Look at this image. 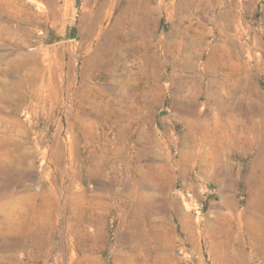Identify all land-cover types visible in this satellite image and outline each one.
Wrapping results in <instances>:
<instances>
[{
  "label": "rangeland",
  "instance_id": "rangeland-1",
  "mask_svg": "<svg viewBox=\"0 0 264 264\" xmlns=\"http://www.w3.org/2000/svg\"><path fill=\"white\" fill-rule=\"evenodd\" d=\"M96 1L22 0L29 11L32 9L31 13L21 12L18 21L8 17L0 20V25L7 28H19V37L21 35L26 40L24 44H18L10 38L11 35L7 30H3L4 33L0 30V54H6L0 57V77L6 83L20 81L22 84L24 78L31 75L30 69L40 68L43 62L46 66L54 65L51 60L48 63V60L51 59V51L59 46L66 48L67 52L63 55L65 63L73 55L79 65L83 53L82 37L76 29L77 23L80 16L90 11ZM57 3L65 9V31H52L46 36L44 35L46 28L47 30L51 28L48 22L45 25L42 22L45 21V15L49 14ZM163 3L171 8L175 6L177 0H163ZM115 5L110 10L111 20L116 13ZM215 7L209 13L204 10L196 15L193 11L185 12L187 22H184V25L192 26V28L188 27V34H194L192 29L202 22L211 30L207 33L206 39L214 40L216 31L210 18H212L211 14H216L220 10ZM262 7L264 0H257L252 13L241 12L238 8V32L243 43L241 61L249 59L246 65L248 70L240 72L241 81L238 86L241 90L235 96L227 97L230 99L229 113L223 115L225 123L233 125L240 132V140L247 144V150L245 152L241 150L240 140H232L233 144L227 145L228 148L225 144L222 145L219 148L225 147L226 152L228 150L230 153L223 151L216 158L217 166L214 168L206 163L207 174L202 173L196 163L185 157L180 158L181 152L188 148L186 145L188 140L179 142L184 136H188V132L172 121L181 113L171 106V98L174 95L171 90L174 91V87L168 75L185 74L187 71L184 69L182 71L176 68V70L166 65L165 75L159 81L163 92L153 111L152 123L155 136L160 141L158 146L145 145L140 137L135 140L138 131L136 126L130 125L129 121L125 124L123 121L121 124L116 122L120 115L117 116V113L105 108L109 96L114 94L113 89H106V85H117L125 78L124 74L105 75L100 82L92 81V85L101 84L100 88L106 91V94L103 92L102 95L95 96L96 94L89 93L94 99L88 108H83L85 111L81 112L83 117L79 122L74 121V106L65 92L63 96L61 95L65 108L54 107L48 113L47 104L36 103L34 98L31 100L28 97L29 89L25 84L22 91L19 89L17 94L10 92V96H14L18 101L19 109L15 115L9 109L12 103L2 102V105L8 108L0 111V132L8 133V136L3 140L4 152L0 155L2 160L0 166L13 167L10 175L14 178L17 195L35 194L22 199L21 203L25 207L23 209L27 212L20 222L18 219L19 227L17 226L12 236L24 238L28 233L29 222L39 227L40 235L48 234V230L54 226L51 236L52 246L61 248L65 238V242L70 247H74L77 254L80 251L85 255L98 253L101 256L98 264H141L142 262L143 264H264L262 249L264 246V168L262 167L264 166V35L262 39L260 38L263 44H254L255 34H259V30H264ZM34 14L40 15V23L32 20ZM169 18V13L162 11L158 20V31L166 35L171 30ZM229 33L233 34V31ZM44 48H48V52L50 48L48 58L41 61L38 67L30 65L28 70V67H20L19 75L13 73L14 68L10 67L12 64L5 63V60L16 51L33 52L37 55L42 53L40 56L43 57ZM130 48L133 50L132 47ZM193 48L194 44L190 42L182 49L181 54L187 56L193 52ZM209 51V47H206L202 56L198 60L194 59L195 66L199 70ZM137 52L139 53L140 50ZM141 62L140 53L138 56L130 55L122 65L124 72L137 70L136 67ZM6 67H9V71L5 69ZM66 68L64 64L63 69ZM251 72L253 74L250 77ZM246 76L250 78L246 79ZM204 84L203 80L202 85ZM133 89L136 92L135 99L131 97L123 105V111L126 110V104L129 102L130 105H138V94L147 87L142 79H138L134 81ZM185 89L183 92L186 93L185 95L194 93L192 87ZM83 92L86 93V89ZM198 99L202 102L200 105L202 110L212 115L210 103L206 102L203 96H199ZM29 102L35 105L34 109L27 106ZM94 102H97L96 106L93 105ZM121 115L128 120L131 118L124 112ZM86 120L89 123L85 122ZM6 126L9 128L5 129ZM147 126L144 125V128L149 131ZM250 129L252 131L248 132ZM210 144L211 142L207 143L205 147ZM167 151H170L174 158L179 157V163L186 168H178L175 164L174 166L173 163L165 161L162 153L164 155ZM252 156L255 157L254 163L251 162ZM138 164L144 167L156 164L174 166L173 171L159 176L163 178L162 187L157 188L149 183L139 187L138 194H144L147 200L157 198L155 206L148 211L147 205L137 200L135 195L133 197L132 193L134 179L138 176L134 166ZM201 167H205L204 163ZM251 170L256 172L255 177L248 176ZM143 172L145 173L142 174L143 179L150 181L147 172ZM49 190H53L59 197L55 216L48 201L40 203L42 194ZM82 191H86L87 195H95L93 202L100 201L103 204L79 201L83 214L88 216L91 224L81 223L83 234L78 237L66 226L69 220L66 204L69 198L71 200L74 198L73 194ZM9 196V193H1L0 202L8 199ZM76 203L74 199L73 204ZM90 204L93 207H89ZM2 218L3 215L0 213V222ZM149 231L158 233L160 244L158 249L154 246L155 240L147 237ZM133 232L136 234L140 232L141 237L134 239ZM89 234L94 237L91 238ZM213 242L218 244L215 252L211 248ZM79 243L83 245L80 247ZM33 244L34 241L25 249H19L14 253L5 252L0 248V264H32L27 253L33 252ZM139 244L147 248L145 253L143 252L145 256ZM223 247L227 249L224 253H222ZM12 253L16 255L15 259L11 257ZM57 253L60 254L59 251L49 253L44 264H67L66 258L63 260L61 254L60 257L54 255ZM77 254L73 257L74 262L78 259ZM233 258L240 262L231 260ZM37 264H42V261H38Z\"/></svg>",
  "mask_w": 264,
  "mask_h": 264
},
{
  "label": "bare ground",
  "instance_id": "bare-ground-1",
  "mask_svg": "<svg viewBox=\"0 0 264 264\" xmlns=\"http://www.w3.org/2000/svg\"><path fill=\"white\" fill-rule=\"evenodd\" d=\"M256 3L257 0H177L175 6L169 8L167 5H164L165 3H163V0H97L92 5L90 11L80 16L77 23L76 29L78 30V34L82 37L81 51L83 53V58L79 65H77L76 59L72 57L73 55L69 57L66 63L64 62L63 55L67 52L64 46H59V48L51 51V59L48 60V63H50L49 61L51 60L54 65H43L45 64L43 61L50 52V48L49 52L48 48H44V52L42 50L43 57L40 56L42 53L37 55L33 52L16 51L9 56L8 60H5L7 65L12 64L10 67L14 68L13 73L17 75L20 74V67H28V70L30 65H37L38 67L41 61L43 64L40 68H35L34 70L30 69L31 75L26 76L22 84L20 81L6 83L5 80L0 77V111L8 108L2 105V102L8 101L12 103L9 106L10 112L17 115L19 104L14 96H10V92L17 94L19 89L22 91L23 85L25 84L26 88L29 89L27 95L31 100L34 98L36 103L44 102V104L48 105L47 113L51 112L54 107L65 108L61 97L65 92L68 99L71 98L74 106V121L79 122L83 117L81 112H83L85 108H88L94 99V96L89 95V93L96 94L95 96L102 95L103 92L106 94V91L101 90V84L100 86L96 84L92 85V81L100 82L105 78V75L111 76L120 73L125 75L123 80L119 81L115 86L106 85V89H113L114 94L109 96L105 108L110 112L117 113V116L120 115L115 120L116 122L118 121L121 124L123 121L125 124L129 121L130 125L136 126L138 131L135 140H138L140 137L142 138L140 140L143 144L158 146L160 145V141L155 136L152 123L154 119L153 111L159 103L161 93L163 92V88L160 86L159 81L161 77L165 75L166 65L175 69L180 68L182 71L184 69L187 71L185 74L181 73L180 75L174 72L175 74L170 73L168 75L174 87V91L171 90L172 94L174 93L171 98V106L175 110H180L181 113L180 115L174 114L176 116L174 118L172 117V121L175 125H181L182 129L188 132V136H184L179 142L183 143V141L188 140L186 144L188 148L181 152L180 158L185 157L194 164L196 163L199 170L207 174L208 167L206 163L209 164L211 168L216 167V158L219 157L223 151L226 152L228 148L227 145L233 144L232 140L237 141L241 139L240 132L237 131L233 125L226 124L223 115L229 113L228 107L230 105V99L227 97L235 96L239 93V90H241L238 86V83L241 81L240 72L242 73V71L245 72V70H248L246 65L249 59L244 62L241 61L243 43L240 40L238 32V8H240L241 12L252 13ZM24 5L22 0H0V20L8 17L18 21L21 12L28 13L32 10L30 9L29 11L27 9L28 7L26 8ZM114 5L116 6V13L113 20H111L109 19L110 10ZM214 6L220 9L218 13L211 14L212 18H210L214 23V30L216 31L214 32L216 34L214 40L208 41L206 39L207 33L211 30L205 27L202 22H199V24L192 29L194 34H188L189 32L187 29L191 25H184V22H187L184 13L193 11V14L196 15L200 14L203 10L209 13L212 12ZM162 11L169 13L171 30L168 35L158 31V20ZM262 14L264 20V7H262ZM39 17L40 15L34 14L32 20L40 23ZM65 17L64 6L58 3L55 4L49 14L45 15V21L43 20L42 22L44 25L48 22L51 28L48 30L46 28L44 35L48 36L52 31L64 32L66 27ZM0 30L3 33V30H7L8 34L11 35L10 38L18 44H24L26 41L21 35L19 37L20 31L17 27L7 28L4 25H0ZM229 31H233V34L229 33ZM263 35L264 30H259V34H255L254 44H263V41L260 40ZM190 42L194 44L193 52L187 56L181 54L182 49ZM61 44L62 42L60 45ZM130 47H132L133 50H131ZM206 47H209L210 51L206 55L205 60L202 62V67L199 70L197 66H195L196 60L194 59L198 60L203 54V49ZM138 50H140L139 53L142 57V62L136 67L137 70L135 69L133 70L135 72L132 71L130 73L124 72L122 65H124L130 55L138 56ZM175 54L178 56L176 57ZM5 55L6 54H0V57ZM64 64L67 67L65 70L63 69ZM5 69L9 71V67ZM249 74L251 77L253 72ZM250 77L246 76V79ZM138 79H142L147 89L138 94V105H130L129 103L131 102H129L126 104V110L123 111V105H125L131 97L135 99L134 94H136V92L133 89V83ZM203 80L205 83L204 86L202 85ZM186 87H192L194 93L192 95L183 94ZM85 89L86 93L83 92ZM170 89L171 88H169V90ZM199 96H203L204 100L210 103L212 115L202 110V106H200L202 102L198 99ZM116 102L118 103L116 104ZM93 105L96 106L97 102H94ZM27 106L32 109L35 108V105L31 102H29ZM123 112L128 114L131 118L129 120L123 118L121 115ZM85 122L89 123L87 120ZM144 125H148L149 131L145 130ZM8 128L9 127L6 126L5 129ZM249 131H252V129L248 130V132ZM7 136L8 133L0 132V155L4 152L3 140ZM209 142H211L210 146L205 147ZM224 144L227 148H219ZM246 145L245 142L241 141V150L244 152L247 150ZM149 150L148 148V151ZM227 152L230 153L228 150ZM162 156L165 161L173 163V165L175 164L178 168H186V166H181V163H179V157L178 159L176 157L174 158L170 151H167V153L165 152L164 155L162 153ZM260 156L262 155L260 154ZM142 158H144V155ZM138 160L141 161V159ZM1 161L0 159V163ZM239 161L241 160L239 159ZM251 162H255L254 156H252ZM203 163L205 167H201ZM173 165L156 164L144 167L138 164L136 167L134 166L135 171H138V176L134 179V189L132 190L133 197L135 195L137 200L139 199V201L141 200L147 205V211L152 209V206H155L154 203L157 198L147 200L144 194H138L139 187L144 183H149L157 188L162 187L161 183L163 182L161 179L163 178L159 176L173 171L175 166ZM262 167L264 168V166ZM12 170L13 167L11 166H0V194L9 193L10 195L8 199L1 200L0 202V213L3 215L0 222V248L5 252L9 251L14 253L19 249H25L34 241L33 252L29 251L27 253L32 264H37L38 261H42V264H44L47 255L49 253L53 254L56 251H59L63 260L66 258L67 264H98L101 260V256L98 253L95 252L85 255L79 250L80 253L77 254L74 247H70V245L65 242V238L62 241L63 244L61 248L52 246L53 242L51 236L54 226H52L51 230H48V234L40 235L41 230L39 227L29 222L27 226L28 233L24 235V238L20 239L17 236H12L19 227V225H17L18 219L20 222L21 218L27 212L23 209L25 207L23 203H21L22 199L27 196L35 195L33 193L24 194L23 196L16 194L14 178L10 175ZM143 171L147 172L150 181L147 182V179H143L142 174H145ZM218 174L223 175L225 172H218ZM255 175L256 172L253 170L248 172L249 177H255ZM73 195L74 198L72 200L69 198L66 204V209L69 213V220L66 222V226L71 233L79 237L83 234L82 228H80L81 223L84 225L90 223L88 216L83 214V209L81 210L82 206L80 207V202L91 201V203H97L98 205L103 204V202H93L92 200L95 199V195H87L86 191ZM58 199L59 197L56 193L53 190H49L42 194V201L40 203L48 201L51 206L50 209L53 211L52 214L55 216ZM74 199L77 201L76 204H73ZM91 205L92 204H90L89 207H93ZM93 237L94 235L91 236V238ZM132 237L134 239L139 238L141 237V233L138 232L136 234L133 232ZM147 237L155 240L154 246L158 249L160 245L158 233L149 231ZM81 243H83V241ZM212 244V250L214 252L217 251L218 244H214V242ZM81 245L83 244L79 243L80 247ZM139 248L142 253H145L147 249L143 244H139ZM262 249L264 250V246H262ZM60 250H62V252ZM222 250V253H224L227 249L223 247ZM13 253L11 257L15 259L16 255ZM60 254L57 253L54 255L60 257ZM76 254L78 259H75L76 262H74L73 257ZM231 260L234 261L235 258ZM235 262L240 261L235 260ZM141 264H143V262Z\"/></svg>",
  "mask_w": 264,
  "mask_h": 264
}]
</instances>
